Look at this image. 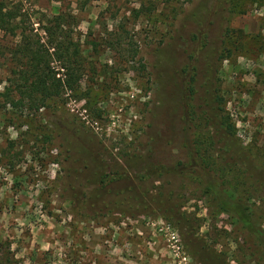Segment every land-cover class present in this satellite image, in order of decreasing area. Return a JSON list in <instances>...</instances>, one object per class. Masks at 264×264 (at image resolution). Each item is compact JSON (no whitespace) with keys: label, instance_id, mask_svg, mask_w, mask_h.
Listing matches in <instances>:
<instances>
[{"label":"rangeland","instance_id":"obj_1","mask_svg":"<svg viewBox=\"0 0 264 264\" xmlns=\"http://www.w3.org/2000/svg\"><path fill=\"white\" fill-rule=\"evenodd\" d=\"M7 1L19 11L15 34L0 32V264H195L160 217L109 210L114 196L128 190L171 199L227 264H262L227 215L208 211L196 182L166 172L157 180L139 175L185 161L187 113L200 157L210 158L208 167L232 195L260 212L264 231L262 196L227 171L203 124L204 99L217 89L236 137L264 166V4ZM56 15L72 18L60 33L79 46L80 82L36 109L19 99L11 52L22 35L46 49L41 29ZM226 50L229 56L217 61ZM49 61L64 78L61 62L54 55ZM94 193L98 200H88ZM166 226L184 262L167 242Z\"/></svg>","mask_w":264,"mask_h":264},{"label":"trees","instance_id":"obj_2","mask_svg":"<svg viewBox=\"0 0 264 264\" xmlns=\"http://www.w3.org/2000/svg\"><path fill=\"white\" fill-rule=\"evenodd\" d=\"M148 1L165 2L168 0ZM221 1L224 2V0ZM255 2L264 4V0H251V3ZM18 11L19 8L12 2L0 0V32L15 34ZM67 19L72 20V18L63 15H56L45 20L46 25H43L41 30L46 36V49H40L39 45L34 46L30 39L28 41L26 35H20V42L11 52L19 66L15 74L22 82V86L17 90L19 99L35 102L36 109L42 108L46 100L58 97L63 90L75 91L79 86L82 70L79 46L71 36H64L60 33L62 26L70 24ZM232 33L233 31L229 28L224 30V36L228 39L232 37ZM48 50L51 52L49 53ZM51 55L61 62L64 78L56 77L57 73L50 69ZM228 56L229 51L226 50V54L219 55L216 60L220 61ZM192 82V77L186 81L187 94L192 93ZM207 82L209 84V80ZM221 102L222 98L217 89H212L208 99H204L208 111L204 113L203 124L210 129V137L214 141L212 148L214 151H216L215 147L220 150L219 157L226 164L227 171L235 172L237 180L240 175L239 183L246 182L250 186V190L258 193L264 200V166L258 164L261 157L252 155L251 149L243 146L236 137L234 126L230 124L220 107ZM9 104L14 105L11 100ZM185 116L187 119H182L186 134L185 161L169 168L150 166L143 173L140 172L139 176L152 175L157 180L158 175L166 172V174L196 182L206 198L208 211L227 215L232 221L233 227L248 236L251 243L249 248L258 254L260 262L264 264V231L260 226L263 219L260 212L243 204L241 199L232 195L225 188V181H221L222 177L210 170L208 167L210 158L202 159L200 157L198 145L201 143L193 140L192 134L195 128L189 118L191 115L186 113ZM219 172H222V169ZM107 176V174L102 176L99 185ZM119 195L114 196L116 199L110 204L109 210L129 217L139 214L156 215L176 231L183 248L195 264H227L223 253L214 251L203 239L195 235V220L181 213L179 205L173 203L171 199L164 197L161 199L156 195L150 196L147 192L141 193L138 190L135 193L129 190L120 191ZM97 196L98 194L94 193L92 197H88V200L91 198L98 200Z\"/></svg>","mask_w":264,"mask_h":264},{"label":"built area","instance_id":"obj_3","mask_svg":"<svg viewBox=\"0 0 264 264\" xmlns=\"http://www.w3.org/2000/svg\"><path fill=\"white\" fill-rule=\"evenodd\" d=\"M164 233L167 237V242L170 243L171 247L175 248L173 249V251L177 254V257L181 258V260L184 262L185 258L180 256V252H178V247H177V243H178V239H177V235L174 234L173 232H171L170 230H168L167 226L164 227Z\"/></svg>","mask_w":264,"mask_h":264}]
</instances>
